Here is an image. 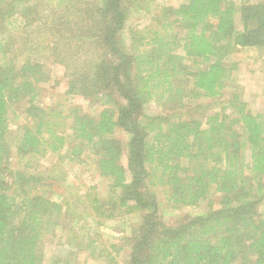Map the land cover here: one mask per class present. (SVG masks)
I'll use <instances>...</instances> for the list:
<instances>
[{"label":"trees","instance_id":"16d2710c","mask_svg":"<svg viewBox=\"0 0 264 264\" xmlns=\"http://www.w3.org/2000/svg\"><path fill=\"white\" fill-rule=\"evenodd\" d=\"M125 1L0 0V264H44L40 240L68 214L66 203L42 190L41 174L20 168L7 179L12 152L23 159L63 150L69 161L92 160L109 180L106 199L86 194L96 216L143 212L128 240L129 264H264V113L249 110L236 89L218 108L195 102L224 95L237 53L264 49V0L164 7L159 23L131 32L129 45L121 36ZM17 31L29 43L22 62ZM45 37L58 48L67 40L70 49L63 44L53 55L68 69L66 93L99 103V114L40 101L51 76L33 42ZM16 103L26 121L12 142ZM154 103L167 112L145 113ZM158 188L175 208L214 195L219 206L168 223L158 214Z\"/></svg>","mask_w":264,"mask_h":264},{"label":"rangeland","instance_id":"374dc122","mask_svg":"<svg viewBox=\"0 0 264 264\" xmlns=\"http://www.w3.org/2000/svg\"><path fill=\"white\" fill-rule=\"evenodd\" d=\"M187 0H126L127 20L123 30L122 40L129 45L131 32L136 28H143L152 23H159L157 17L162 15L164 7H177ZM237 4L244 2H259L263 0H234ZM55 4V2H54ZM162 17V16H161ZM17 21L9 24L14 28ZM236 24L241 28L242 21L239 14L236 16ZM17 38L14 47L18 52L26 50L19 57L20 62L27 55L28 42L20 39L21 31H17ZM24 38V36H22ZM37 51L45 54L44 60L51 78L45 82L40 101L46 105H67L70 102L81 106L83 112L99 114V103L93 102L81 95L72 96L66 93V79L68 69L66 66L53 59L54 51L58 55V49H70L67 46V40L60 42L59 48L54 39L45 37V40L33 42ZM73 47L74 44L69 43ZM57 47V48H56ZM35 51V52H37ZM60 55H65L61 51ZM57 56V55H56ZM58 58V56L56 57ZM234 58L239 60V69L234 73L232 80L227 82L225 93L222 97L213 100L209 97H202L195 101L205 106L213 104L215 108L220 107L219 103L225 102L229 98L232 90L240 92L243 101L246 102L247 108L253 113H264V49L245 48L237 53ZM218 103V104H217ZM20 103H16L14 108L16 112H11L10 136L12 142H15V135L20 131V124L25 123V115L21 114ZM63 107V106H62ZM192 107H185L190 110ZM160 103H154L145 113L158 114L167 112ZM205 112V111H202ZM65 113V112H64ZM14 122L12 119H15ZM142 118V117H141ZM20 123V124H19ZM61 131V129H60ZM65 134L69 136V130ZM117 135L124 143L128 141V133L118 129ZM72 137L68 138L70 142ZM70 143H68L69 145ZM67 145V146H68ZM52 154L46 156H27L20 159L15 152H12L8 170L6 171L7 179L14 181L17 169L24 168L30 173L41 174L44 176L46 183L38 184L42 190L50 192L54 199L66 203L68 214L62 217L60 225L53 230L48 229L40 240V248L44 257V264H129V239L134 235V229L141 223L143 212L131 213L125 215L123 220L105 219L96 216L94 210L88 205L86 194L93 192L102 199H106L110 194L109 180L99 175L92 160L76 163L69 161L64 153ZM123 162L126 164L127 159L124 157ZM155 193V192H154ZM168 195L158 188L156 198L160 203L158 214L165 222H178L185 216H194L215 209L219 206L218 196L214 195L207 202L193 207H172L167 199ZM264 209V206H262ZM122 245L119 251L111 247L112 243Z\"/></svg>","mask_w":264,"mask_h":264}]
</instances>
